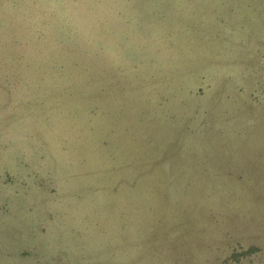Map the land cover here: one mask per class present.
I'll use <instances>...</instances> for the list:
<instances>
[{"label": "rangeland", "instance_id": "rangeland-1", "mask_svg": "<svg viewBox=\"0 0 264 264\" xmlns=\"http://www.w3.org/2000/svg\"><path fill=\"white\" fill-rule=\"evenodd\" d=\"M0 264H264V0H0Z\"/></svg>", "mask_w": 264, "mask_h": 264}]
</instances>
